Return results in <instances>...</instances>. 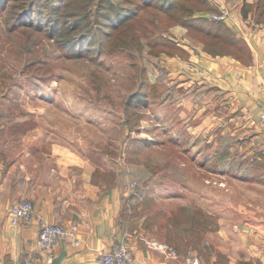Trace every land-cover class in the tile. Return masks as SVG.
Masks as SVG:
<instances>
[{
    "label": "rangeland",
    "instance_id": "1",
    "mask_svg": "<svg viewBox=\"0 0 264 264\" xmlns=\"http://www.w3.org/2000/svg\"><path fill=\"white\" fill-rule=\"evenodd\" d=\"M48 1L0 0L2 140L24 150L28 131L36 127L50 139L47 148L82 151L98 165L115 168V177L127 183L122 222L129 230L157 239L154 246L183 241L191 261L203 264L192 249L200 250L209 224L204 216L219 192L229 229L264 216V157H239L243 148L236 147L230 121L227 142L215 140L216 126L212 142L211 132L198 137L195 114L198 106L217 103L212 91L188 95L158 57H147L151 50L140 45L141 36L131 41L123 29L117 38V12L123 17L141 0H115L104 13L96 10L98 0H79L77 6L75 0ZM157 16L154 9L139 15L145 22ZM214 183H222L226 195L209 186ZM188 230V241L178 237Z\"/></svg>",
    "mask_w": 264,
    "mask_h": 264
},
{
    "label": "crops",
    "instance_id": "2",
    "mask_svg": "<svg viewBox=\"0 0 264 264\" xmlns=\"http://www.w3.org/2000/svg\"><path fill=\"white\" fill-rule=\"evenodd\" d=\"M223 7L230 9L231 17L219 31L198 21L189 26L173 18L168 21L170 13H178L177 7L160 11L161 7L156 10L159 16L155 22H146L149 32L139 36L140 44L151 50L147 57H158L162 67L175 75L178 88H184L188 95L204 88L217 98L211 107L198 106L194 118L200 120L198 137L211 132L208 141L212 142L216 126L215 140L227 142L231 138L227 126L230 121L236 147L243 148L239 157H264V0H207L193 19L210 21L209 15ZM167 43L176 48L163 49ZM151 47L158 48L159 53L154 54ZM35 120L28 119L29 126L34 127ZM4 122L0 118V127ZM40 130L35 127L28 131L27 146L20 151L2 140L0 133V264H11L25 256H30L34 264H97L99 256L117 243L129 248L136 264H193L191 250L181 248L185 247L183 241L178 246L173 242L170 249H180L179 255L174 254L151 245L160 242L129 230L122 222L127 183L115 177V168L98 165L82 151L60 145L47 148L50 139ZM228 159L225 162L232 164ZM209 186L226 191L222 183ZM218 195L217 202L211 199L213 211L204 216L209 222L207 233L198 245L200 250L192 249L194 254H199L203 264H264V216L253 215L240 230L233 231L229 229L226 199L222 203V193ZM24 200L32 201L36 214L56 225L66 229L78 225L76 236L61 243L51 263L48 253L37 245L36 222L21 226L10 222L12 207ZM191 234L188 230L178 237L188 241Z\"/></svg>",
    "mask_w": 264,
    "mask_h": 264
},
{
    "label": "built area",
    "instance_id": "3",
    "mask_svg": "<svg viewBox=\"0 0 264 264\" xmlns=\"http://www.w3.org/2000/svg\"><path fill=\"white\" fill-rule=\"evenodd\" d=\"M231 12L227 7H223L217 13H211L209 19L218 22H226L230 19ZM261 119L264 122V109L261 112ZM10 222L14 226L30 225L36 222L38 231V247L47 252L51 263L54 257V251L61 243L70 236H76L78 225H73L70 229L63 228L50 222L47 218L36 214L35 206L32 201L24 200L14 205L10 211ZM79 245V241H76ZM160 248L166 249L174 254L175 250L170 249L166 245H160ZM193 264H200L198 260H194ZM11 264H34L30 256L21 259H14ZM97 264H136L132 252L123 243H117L114 248L99 256Z\"/></svg>",
    "mask_w": 264,
    "mask_h": 264
},
{
    "label": "trees",
    "instance_id": "4",
    "mask_svg": "<svg viewBox=\"0 0 264 264\" xmlns=\"http://www.w3.org/2000/svg\"><path fill=\"white\" fill-rule=\"evenodd\" d=\"M12 2H18L19 0H11ZM49 2L48 0H36V5L37 4H41V2ZM59 1H63L65 2L66 0H59ZM77 2H72L73 5L76 6L78 4H80L79 0H75ZM126 1V0H125ZM131 0H128L127 3L130 4ZM157 0H141V2L138 3L136 9L131 10L128 14L122 16L123 14H121V12H117V16L120 19V23L121 26H119V28H117V38H120L122 35V31L124 29L125 32H129V37L131 39V41L135 40V38L139 37L141 34L146 36L149 32V28L146 25L147 23L145 21H143V19H141L139 17L140 13L144 12L146 9H155L157 11H159V8L162 7L161 10H168L169 8H171L172 6L177 7L178 12L179 13H170L169 18H173V20L175 22H178L180 24H184L186 26L192 25L194 22H199L202 25L207 26L209 29L211 28H216L218 31L221 30V28L223 27V22H218V21H213V20H207V19H193L194 13L196 12L197 9L202 8L204 5H207V0H175L173 3L171 2L172 0H158V3L155 4ZM72 3L67 4L68 6L72 7ZM106 4H109L111 6L115 5V2L113 0H98V4L96 5V10H101V12H108V11H104V8L107 7ZM55 5V3H54ZM17 6V5H15ZM28 5H24V7H27ZM19 7V6H18ZM31 7H35V4H32ZM21 8V7H19ZM57 8V6L55 7ZM23 9V8H21ZM127 9V8H124ZM119 10H121L119 8ZM125 14V13H124ZM40 15V14H39ZM116 19V18H115ZM151 22H155V21H151ZM208 22H211L212 24H208ZM214 23V24H213ZM121 31V32H120ZM120 32V33H119ZM121 34V35H119ZM115 36V34L113 35V37ZM125 37H127L128 35H123ZM122 38V37H121ZM170 46L169 48H176L175 46H173L171 43H169ZM126 45V44H125ZM141 45V44H140ZM154 48V47H152ZM155 49V48H154ZM147 98V95L144 96ZM140 100L142 101V99L140 98Z\"/></svg>",
    "mask_w": 264,
    "mask_h": 264
}]
</instances>
